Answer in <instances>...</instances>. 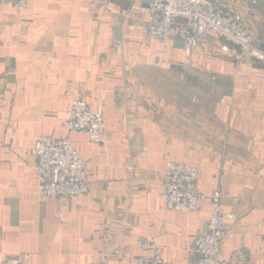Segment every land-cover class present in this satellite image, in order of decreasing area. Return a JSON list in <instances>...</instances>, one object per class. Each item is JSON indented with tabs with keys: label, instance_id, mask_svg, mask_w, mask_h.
<instances>
[{
	"label": "crops",
	"instance_id": "crops-1",
	"mask_svg": "<svg viewBox=\"0 0 264 264\" xmlns=\"http://www.w3.org/2000/svg\"><path fill=\"white\" fill-rule=\"evenodd\" d=\"M220 1L264 50V0ZM148 3L0 7V259L27 252L29 264H130L141 253L136 239L155 236L163 260L194 264L188 246L210 206H163V169L174 161L198 167L201 192L226 193L235 219L222 253L242 249L249 264H264V65L237 59L232 45L221 51L226 42L212 35L189 54L181 40L142 37ZM75 98L104 114L103 143L67 135ZM42 134L67 136L87 164L89 192L71 197L61 217L58 200L37 192L30 150ZM115 247L122 253L109 255Z\"/></svg>",
	"mask_w": 264,
	"mask_h": 264
},
{
	"label": "built area",
	"instance_id": "built-area-1",
	"mask_svg": "<svg viewBox=\"0 0 264 264\" xmlns=\"http://www.w3.org/2000/svg\"><path fill=\"white\" fill-rule=\"evenodd\" d=\"M31 0H0V7L8 4L19 10L25 9ZM140 34L160 43L181 40L187 54L205 35L223 40L220 50L228 52L230 45L237 49L236 58L246 57L264 65V50L255 45L242 14L225 6L220 0H149L148 16L141 23ZM120 42L119 39L116 43ZM264 78V71L261 73ZM67 135L86 133L90 141H105V116L94 112L83 98L71 101L63 123ZM30 153L35 157L37 192L40 197L58 200L55 215L61 217L68 200L89 192L86 180V161L67 136L40 135ZM200 170L183 162H166L163 169L160 198L166 209L173 211H197L207 201L210 215L195 235L188 251L195 257L194 264H249L248 254L237 250L226 257L222 243L226 237V221L234 220L235 214L225 210L222 199L226 195L220 186L206 194L199 190ZM224 173L220 174V181ZM136 244L141 251L131 255L130 264H170L163 260L155 236H139ZM120 247L109 255L121 254ZM0 264H29V253L0 259Z\"/></svg>",
	"mask_w": 264,
	"mask_h": 264
},
{
	"label": "rangeland",
	"instance_id": "rangeland-1",
	"mask_svg": "<svg viewBox=\"0 0 264 264\" xmlns=\"http://www.w3.org/2000/svg\"><path fill=\"white\" fill-rule=\"evenodd\" d=\"M156 72H159V71L156 70ZM155 76H159V74L154 73V75H150V79H151V77H155Z\"/></svg>",
	"mask_w": 264,
	"mask_h": 264
}]
</instances>
